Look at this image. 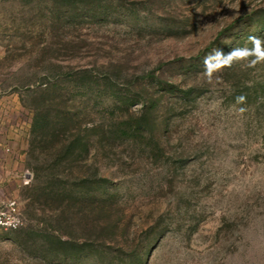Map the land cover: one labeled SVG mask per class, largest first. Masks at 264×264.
I'll list each match as a JSON object with an SVG mask.
<instances>
[{
  "label": "rangeland",
  "instance_id": "1",
  "mask_svg": "<svg viewBox=\"0 0 264 264\" xmlns=\"http://www.w3.org/2000/svg\"><path fill=\"white\" fill-rule=\"evenodd\" d=\"M250 35L264 0H0V264H264V63L203 64Z\"/></svg>",
  "mask_w": 264,
  "mask_h": 264
},
{
  "label": "clouds",
  "instance_id": "2",
  "mask_svg": "<svg viewBox=\"0 0 264 264\" xmlns=\"http://www.w3.org/2000/svg\"><path fill=\"white\" fill-rule=\"evenodd\" d=\"M247 39L252 45L251 48H233L228 52L215 49L213 52L206 55L203 59L205 75L211 79L214 73L242 61H246L249 67H255L258 63H264V39L255 35H250ZM244 100L245 97L243 96L237 97L238 103Z\"/></svg>",
  "mask_w": 264,
  "mask_h": 264
},
{
  "label": "built area",
  "instance_id": "3",
  "mask_svg": "<svg viewBox=\"0 0 264 264\" xmlns=\"http://www.w3.org/2000/svg\"><path fill=\"white\" fill-rule=\"evenodd\" d=\"M22 226L17 203L0 196V234L15 231Z\"/></svg>",
  "mask_w": 264,
  "mask_h": 264
}]
</instances>
